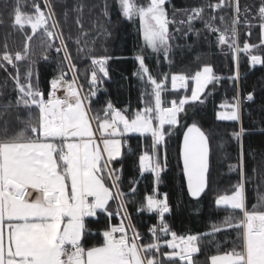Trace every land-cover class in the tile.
I'll list each match as a JSON object with an SVG mask.
<instances>
[{"label": "snow or ice", "instance_id": "snow-or-ice-1", "mask_svg": "<svg viewBox=\"0 0 264 264\" xmlns=\"http://www.w3.org/2000/svg\"><path fill=\"white\" fill-rule=\"evenodd\" d=\"M4 7H10V26L23 34L24 43L15 51L7 41L0 48L3 88L11 82L14 93L3 99L0 90V264H264V155L249 174L243 140L251 130L243 127V110L256 95L244 93L240 72L242 61L264 67V0H247L243 6L241 0H202L185 8L172 0H98L91 5L85 0H32L30 11L24 0H12ZM86 10L89 16L97 13L92 29L105 38L111 35L107 25L113 14L138 20L142 43L132 75L142 85V107H118L101 98L111 79L110 62L122 57L107 48L97 54L96 41L85 28ZM193 35L194 43L203 37L231 61L229 75H218L207 62L194 73L154 75L149 57L157 66L162 57L171 67L173 48L182 47L174 41L187 42ZM34 38L42 49L39 59L32 49ZM77 60L87 64L78 66ZM196 60H201L199 54ZM41 62L56 64L43 88ZM224 80L232 97L218 105L215 119L239 125L229 134L237 144L235 163L224 143L214 145L213 133L197 120L201 106ZM173 136L178 138L182 195L199 202L214 194L215 208L225 213L207 232L181 235L169 222L174 209L160 185L169 171ZM132 137L138 138L137 152L126 151ZM129 155L136 156L137 173L126 181ZM221 157L237 180L213 193L214 158ZM145 179L151 191L141 197L138 186ZM250 183L258 191L251 207ZM194 211L198 213L195 206ZM145 214L155 221L147 234L136 223ZM101 217L102 228L93 232L92 223ZM218 233L234 234L227 248L216 241ZM206 243L214 244V254H205Z\"/></svg>", "mask_w": 264, "mask_h": 264}, {"label": "trees", "instance_id": "trees-1", "mask_svg": "<svg viewBox=\"0 0 264 264\" xmlns=\"http://www.w3.org/2000/svg\"><path fill=\"white\" fill-rule=\"evenodd\" d=\"M27 10L30 9L32 0H24ZM72 3L73 0H68ZM98 0H85V3L91 5ZM202 0H172V3L177 8H185L194 4L201 3ZM247 0H241L243 6ZM12 0H0V48L3 47L5 41L9 48L13 51L21 49L23 47L24 38L23 34L14 31L10 24L11 21L8 16L10 7L5 9L4 5H11ZM59 11V9H58ZM97 15L96 12L91 13L89 16L87 10L85 12V28L90 31V38L95 39L96 43L94 48L97 54H103V49L107 48L109 54H114L122 57L121 59L110 62V75L111 79L106 81L104 87L107 89L106 93L102 94V99H111L118 107L131 106L132 109L142 107L140 103V94L142 91L141 82L133 76V72L136 70V62L134 60L135 53L139 51V47L142 43L141 37L138 33V20L135 23L123 20L121 17L113 14L112 23L107 25L111 35L107 38L98 34L92 29V19ZM62 19V17H61ZM180 19V18H179ZM71 23V21H70ZM197 28H202L203 25L197 23ZM255 31V30H254ZM75 26L72 28V35H77ZM207 35V33H205ZM256 37L253 36L252 39ZM196 37L190 36L187 42L182 39H177L174 44L181 45L182 47H174L171 55L172 65L171 67L163 61L161 57V64L157 66L156 60L153 57H149L147 63L154 75L159 77L160 73L173 72V73H194L197 70L198 64L204 62L211 63L214 66V70L218 75L228 76L231 70V61L219 54V50L213 45L209 47L204 42L203 37L198 43H194ZM185 43L193 44L191 49L183 47ZM32 49L35 53V58L39 59L42 49L39 47V42L34 38ZM201 56V60L197 61L196 56ZM53 60L55 54H52ZM78 66L86 65L87 61L77 60L75 61ZM40 69V81L41 87H46L48 80L55 74L56 64L41 62L38 65ZM23 70V66L22 69ZM240 72L243 82V90L246 94L249 91H255L256 101L254 103H245L243 110V127L251 130V134L245 136L243 140L244 149L248 158V171L251 174L253 167L264 155V132L260 129L264 128V67L256 66L251 68L247 62L242 61L240 66ZM5 74L0 72V90L5 92L3 99L14 97V93L11 92V82H9L7 88H3V81ZM83 82V79L82 81ZM170 88V80L167 84ZM211 87V86H210ZM182 92V90H181ZM169 99L173 98L172 93H166ZM232 97V90L229 87L227 80L222 81L221 84L216 86V91L213 96L210 97L206 103L199 109V116L197 117L200 125L206 130L213 133V144L224 143V152L230 154V160L235 163V157L237 153V144L234 140H231L230 133L233 130H239V125H235L233 122H220L215 119V112L218 109V105L223 99ZM100 107V105H95ZM191 112L188 113L190 117ZM202 117V119L200 118ZM182 138V137H181ZM129 147L126 151L137 152L138 138L132 137L129 140ZM178 138L176 136L171 137L169 140V171L164 174V179L160 185V189L163 192H168L170 195V201L174 209V214L169 217V222L178 231L179 234H197L204 233L210 230L212 222H219L223 219L224 212L216 209L214 206V194H209L201 198L199 202L192 201L186 194L181 193L179 172L176 168L177 164V150L176 145ZM137 173L136 156L129 155L125 159V180ZM237 180V176L234 172L228 171L227 162L221 157L220 159L214 158V170L212 174V188L213 193L217 190H223L230 187V183L234 184ZM151 182L148 179L142 181L138 186L141 197L150 194ZM261 193H264V188H261ZM247 198L248 204L251 207L257 202L258 191L257 184L250 183L247 185ZM180 202V206L176 207ZM198 209V213L194 211ZM154 219L145 214L142 219H137L136 223L140 230L147 234L148 227L154 223ZM104 223L103 217L99 222H93L91 227L93 232L101 229ZM216 241L219 244L227 248L226 241L234 239L232 236H225L223 233L216 235ZM95 243L96 241H91ZM205 254L215 253L216 249L213 243H206L203 245ZM200 261L205 259L204 255H200Z\"/></svg>", "mask_w": 264, "mask_h": 264}, {"label": "rangeland", "instance_id": "rangeland-1", "mask_svg": "<svg viewBox=\"0 0 264 264\" xmlns=\"http://www.w3.org/2000/svg\"><path fill=\"white\" fill-rule=\"evenodd\" d=\"M179 18H181V16L178 14V15H177V19H179Z\"/></svg>", "mask_w": 264, "mask_h": 264}, {"label": "water", "instance_id": "water-1", "mask_svg": "<svg viewBox=\"0 0 264 264\" xmlns=\"http://www.w3.org/2000/svg\"><path fill=\"white\" fill-rule=\"evenodd\" d=\"M182 139V138H181Z\"/></svg>", "mask_w": 264, "mask_h": 264}]
</instances>
